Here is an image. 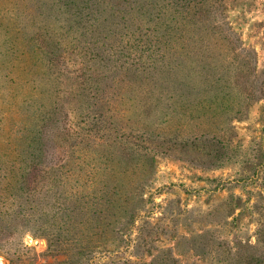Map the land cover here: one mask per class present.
<instances>
[{
  "label": "rangeland",
  "instance_id": "rangeland-1",
  "mask_svg": "<svg viewBox=\"0 0 264 264\" xmlns=\"http://www.w3.org/2000/svg\"><path fill=\"white\" fill-rule=\"evenodd\" d=\"M28 2L16 43L49 32L57 49L50 68L16 61L31 85L8 82L1 40L14 28L0 20V175L23 171L15 201L0 198V264H264V0ZM173 8L200 30L156 54L137 46ZM196 50L212 67L201 82ZM214 90L239 113L231 126L197 121Z\"/></svg>",
  "mask_w": 264,
  "mask_h": 264
},
{
  "label": "trees",
  "instance_id": "trees-1",
  "mask_svg": "<svg viewBox=\"0 0 264 264\" xmlns=\"http://www.w3.org/2000/svg\"><path fill=\"white\" fill-rule=\"evenodd\" d=\"M29 0H7V7L3 9V14L0 15L1 21H6L7 23H11V25L14 28V31H4L2 33L3 37L1 42L3 43L2 48H4L3 57L6 62V68L8 69V73L5 77L8 82L10 83H22L20 79L15 80V74L13 71H17V65L16 61H21L23 64V67L21 69V72H30L29 64L32 62L33 59H35L36 63L40 62L43 64L44 67L50 68L52 65V59L55 55V50L57 49V46H53L50 44L53 37L51 36V33H47L45 35L44 39H40L41 46H37V41L39 40V36L37 37V40L34 38H29L26 36H23V41L20 43H16L17 39H19V36H21V31L24 30L26 27V24L24 26L18 27V25L15 26V16L17 14H23L25 16V20H30V10L29 7H23V3H29ZM26 6V5H25ZM169 6V5H168ZM23 7V9H22ZM28 10V11H27ZM156 15V23L154 24V27L151 28L150 34H152V37L147 36L146 41H143L142 44H137V46L141 45L143 48L146 49V51L151 50V47H155L156 45L160 47L161 46H168L170 45L171 38L174 37L175 31L178 29H193L194 31L200 30L201 24L198 23V21H193L192 17L190 15V11H184L178 9H170L166 12L161 13H154ZM43 16L48 17L46 14ZM44 17V18H45ZM49 18V17H48ZM46 19V18H45ZM2 25V23L0 22ZM0 25V26H1ZM45 29V26H39V30ZM96 31V28H95ZM170 32V33H169ZM133 35V34H132ZM171 35V37H170ZM164 39V42L161 43L160 40ZM134 40H136L134 38ZM50 41V42H49ZM60 43V40L58 41ZM62 42V41H61ZM144 42H147V47ZM138 43H141L138 41ZM134 47L136 46L133 44ZM1 48V49H2ZM157 49V48H156ZM151 50L150 54H156L157 50ZM140 50V49H139ZM141 51V50H140ZM16 55V56H15ZM15 56V58H14ZM201 53L196 50L194 51L189 59L191 60V63L196 62L197 67L194 70V77L198 79L199 82L205 80V77L207 76L208 72L212 69V67L209 68V65L204 61V59L201 60L200 58ZM164 57H160L162 59V63L165 62L163 59ZM134 57L131 58L133 60ZM136 63V62H134ZM142 65L138 66V68H141ZM145 68L146 71L153 70L154 69V63L150 61V63ZM214 68V67H213ZM192 74V75H193ZM22 84L24 86L31 85L30 80L24 81ZM212 96L209 97H203L199 102L196 103L195 108L198 109L196 111V118L197 121H199L201 124H205L208 126L211 125H229L231 126L232 122V116H237L239 113L232 114L229 110H225V101H223V98H219L217 96L216 91H211ZM81 106L74 102L72 105V109H79ZM191 115V113H190ZM189 115V116H190ZM28 116V113H18L15 117H12L11 119V128L9 130V134H11V137L14 136L13 139H15V143L18 144V147L25 146V143L28 141V136L25 132V129L23 126H21V122L23 118H26ZM194 116V114H192ZM11 117V116H9ZM191 138L197 139V136H192ZM207 141H215L214 138H210ZM216 143V141H215ZM14 144V143H13ZM26 147L29 149L30 147L26 145ZM146 149H149L148 147H143ZM153 149H149L148 152H144L142 155L145 159V161H154V157H152ZM26 153L20 152L19 155ZM33 154H29L28 157L30 158L29 161H32V163L35 165V160L33 159ZM211 160V159H210ZM210 162V161H208ZM18 171H12L9 168H6L3 170L2 175H0V198L7 199L11 201L12 203L15 201V199L18 197V192L20 191L19 188V180L21 178V173L23 171L21 169H18ZM73 170H69V173ZM90 181L89 184L95 183V180H93V177H96V169H89L88 174Z\"/></svg>",
  "mask_w": 264,
  "mask_h": 264
}]
</instances>
